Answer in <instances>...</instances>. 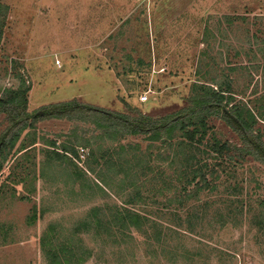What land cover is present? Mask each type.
<instances>
[{
  "label": "rangeland",
  "instance_id": "obj_1",
  "mask_svg": "<svg viewBox=\"0 0 264 264\" xmlns=\"http://www.w3.org/2000/svg\"><path fill=\"white\" fill-rule=\"evenodd\" d=\"M263 30L264 0H0V93L29 86L26 111L38 115L13 148L3 150L0 264H48L43 250L62 243L78 248L75 259L82 264H264V234L256 226L264 162L237 158L215 188L194 190L184 203L173 198L171 182H162L176 177L175 166L161 178L153 173L154 181L136 182L146 199L134 207L161 226L160 241L168 237V243L154 240L148 225L106 235L94 228L90 210L98 207L106 216L108 206L121 204L134 189L120 183L119 167L99 166L90 154L118 150L120 143H137L143 152L148 141L89 133L87 142H77L78 158L67 153L57 160L52 149L74 142L77 129L44 115L48 105L76 99L160 118L185 106L192 82L208 71L204 79L229 77L233 102L264 116V53L257 42ZM212 123L221 140L239 144L231 125L221 118ZM254 129L264 141V122L257 119ZM191 210L198 214L192 232L166 228L175 224L173 212L185 218ZM84 222L88 227L80 226Z\"/></svg>",
  "mask_w": 264,
  "mask_h": 264
},
{
  "label": "trees",
  "instance_id": "obj_2",
  "mask_svg": "<svg viewBox=\"0 0 264 264\" xmlns=\"http://www.w3.org/2000/svg\"><path fill=\"white\" fill-rule=\"evenodd\" d=\"M262 36L257 39L259 40L257 42L261 44L262 47L259 48V52L263 54L264 30ZM208 73L205 71L199 79L192 82L185 106L174 114L160 118L143 115L136 109H132V113L113 112L81 103L76 99L50 104L44 108L45 116L67 119L75 125L76 132L81 131V135H77L76 132L73 133L74 142L63 143L60 145L61 148L54 147L56 149H52L51 156L57 160L67 158V153L72 159L78 158L77 150L81 148H78L77 142H87L86 138L89 133H92L95 139L100 137L127 139L130 136H144L145 141H148L143 152L137 143H120L118 150L106 149L90 154L99 166L113 165L119 167L120 171L116 172V176L122 175L120 183L126 185V188L134 189L133 193L128 192L127 199L121 204L108 206V215L106 214V216L100 217L99 211L101 209L92 207L88 217L93 218L90 220L93 221L95 229L103 228L98 231L99 233L111 235L119 228L137 229L139 231L148 225L153 230L152 238L154 240L160 243H168V237H164L165 240L160 241L161 226L155 224V221L153 222V219L146 213L142 214L134 207L137 201L146 199V196L135 189L138 182L141 180H146L145 182L151 180L150 182H152L154 177L150 179L151 174L154 173L153 176L161 178L159 175L161 172L165 174L166 168L175 166L176 177H169V181L163 180L162 182H171L175 190L173 198L184 203L187 199L192 198L194 190L199 191L204 187L215 188V181L218 180L221 173L229 174V170L237 162V158L243 160L248 155L255 161L264 162V141H262L258 130L254 129L257 119L264 122V116L256 117L245 102H233L234 92L231 91L229 77L222 80L215 77L204 79ZM28 90L29 86H22L15 89H5L0 93V113L4 114V119L0 123V125H4L0 131V163L5 157L3 150L13 148L20 134L25 129L33 127L31 120L38 117L37 114L31 115L26 111ZM215 118H221L238 132L239 144L221 140L217 136L214 131V123H212ZM79 123L89 124L91 128H80ZM159 141H161L159 143L161 146L157 147L155 144ZM51 144L55 145L56 143L51 142ZM26 148L21 145L20 150ZM152 149H156V152L152 153ZM82 150H84L83 147ZM128 152L133 153L130 158L120 156ZM73 173L78 175L77 171ZM257 203L258 211L256 208V212L259 214L257 215L256 226L258 231L264 234V199H259ZM197 215L196 211L191 210L186 212L185 218H182L178 212H173L172 217L175 224L166 223L165 226L172 232L181 230L180 233L184 231L190 233L193 231L195 224L193 220L197 218ZM104 217H107V220ZM34 218L35 213L30 217V222H33ZM184 223L186 224L185 227ZM82 225L88 227L89 224L84 222L80 224V226ZM50 233H47L41 240L43 249L49 242L48 235ZM129 234L131 232L127 235ZM67 245L69 243H62L58 248L52 250L45 248L43 252L47 256L48 264H82L83 259H75L76 254L79 255L78 248ZM186 255L193 260L199 256L190 253H186Z\"/></svg>",
  "mask_w": 264,
  "mask_h": 264
},
{
  "label": "built area",
  "instance_id": "obj_3",
  "mask_svg": "<svg viewBox=\"0 0 264 264\" xmlns=\"http://www.w3.org/2000/svg\"><path fill=\"white\" fill-rule=\"evenodd\" d=\"M146 99H147L146 95H143L141 100L144 101V100H146Z\"/></svg>",
  "mask_w": 264,
  "mask_h": 264
}]
</instances>
